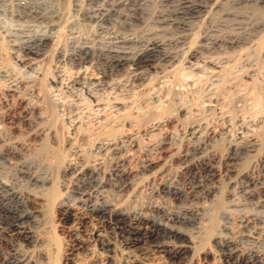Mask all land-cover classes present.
Instances as JSON below:
<instances>
[{"label":"bare ground","instance_id":"bare-ground-1","mask_svg":"<svg viewBox=\"0 0 264 264\" xmlns=\"http://www.w3.org/2000/svg\"><path fill=\"white\" fill-rule=\"evenodd\" d=\"M86 1L97 3L100 0ZM236 1L234 5L231 2V5L236 4L240 8L246 4H256L264 11V0ZM59 2L60 0H18L16 16L45 22L52 29L60 28L66 19ZM103 2L111 8L93 9L94 11L91 9L89 11V7L85 11L82 9L84 13L81 16L84 20L109 24L110 17L120 15L127 21H144L143 10L141 13L140 7L134 9L139 0ZM164 2L169 5V10L162 11L158 17L155 16L157 19L155 18L153 23L174 28V31L172 30L174 35L168 41L170 44L185 47L182 54L166 49L168 43L148 36L146 40L119 42L121 47L116 46L117 49L105 51L107 52L105 54H111V57L108 56L109 60L105 64L100 62L103 69L100 72L92 69L93 73L90 72L93 84L105 83L108 71L125 67L132 68V73L137 78L142 70H146L161 74V79H164L166 74L177 72L172 70L175 69L174 62H188L203 45L224 46L228 49L239 47L243 49L238 58L240 63L248 62L251 60L250 57H255L253 59H256L257 63H264V34L258 37L259 40H254L264 31V20L250 25L251 27H243L242 22L244 20L245 23L247 18L245 15L248 12L245 15L238 13L241 11H238L237 7H235L237 12L227 11L229 0H164ZM117 7L119 9L125 7L130 13L122 15L118 13ZM92 12H96L98 16L95 14V17L90 16ZM215 13L217 16L222 15L225 20L229 21L231 18L236 21L232 26V33L227 32L228 34L219 36L221 33L216 35L214 31L213 33L205 30L199 33L195 31L198 27L193 24V20L204 21L213 17ZM3 34L1 33V36ZM51 41V37L45 36L40 38V49L21 47L13 53L12 59L18 66L37 71L31 81L25 80L17 71L13 72L0 63V159L7 160L4 153L7 149L16 154L18 159L17 163L15 162L17 172L11 176L9 174L8 178L2 177L4 174L0 177V264H44L45 262L41 260L50 257V254L44 251L47 241L45 242V238L39 233H42L45 226L46 208L50 201L55 199L53 197L57 186L65 193L62 200L55 202V214L61 235L73 238L76 242L73 247L80 249L84 246L81 234H87L89 240L97 242L100 251L105 254V261L99 264H150L152 258L163 260L166 264H199L200 261L204 264H264V240L255 238V235H261L259 230H263L264 236V213L259 211L260 207H264V132L238 139L225 137L222 138V142L210 127L206 133L199 135L197 128L203 122L202 119L188 118L189 120L183 123L179 119L181 106H178L177 100L181 88L179 79L174 76H170V84L162 85L163 82H157L160 84V87L157 86L159 87L157 92L147 98L144 96L148 90L143 88L139 92L137 104L141 105V111L135 109L119 116L120 118L110 119L102 126L92 128L94 138L90 141L89 147L86 145L88 148L78 144L83 134L68 125L70 135L66 152L70 151L71 155L65 152L68 155V158H65L66 155L62 154L60 182L59 177L50 173L49 167L48 169L46 167L45 171L33 169L35 161L43 162L41 157L49 141L56 142L59 148L61 143L55 129V124L59 122L53 121L57 115L48 108L49 97L46 99L47 89L44 90L46 84L43 82L44 86H41L42 78L49 74L42 66L48 62L46 53ZM129 44L143 48L136 54H130L124 47ZM52 51L55 54V65L64 64L67 66L66 69H69V82L64 87L83 86L84 81L89 80L88 76L85 77L87 71L83 72L82 69H86L84 65L93 62L94 50L85 47L75 54H67L69 56L62 54L56 47ZM158 62L162 63V67L158 66ZM257 71L258 68L245 71L237 77L239 79L238 82L235 81L237 82L235 85L230 87L220 85L216 93L213 92L214 88H211L209 79H205L201 82L200 94L203 97L201 95L200 97L203 101L217 103L225 93L236 95L240 82L248 84L253 78L252 73ZM166 80L167 78L164 82ZM62 81V77L51 73L47 84L59 87L63 86ZM254 92H250L251 95ZM261 93L257 92L252 97H249L250 95L235 97L239 102L250 100L252 104L259 105L260 110L256 114L259 116L263 114L264 124V95ZM235 97L232 96L233 99ZM248 106L245 109L250 108ZM159 107L173 109L175 114L165 115L161 112L164 116L161 114L162 116L158 117L156 112ZM57 120L59 121L58 118ZM175 120L181 127L179 137L164 130L168 123ZM106 127L108 128L105 129ZM134 128L138 130H135L137 133L133 132ZM154 131L161 134L156 141H151L149 139L152 138ZM227 132L228 130L223 134L226 135ZM141 141L144 142L145 148L140 147ZM219 145H222V150H219ZM38 146L41 147L38 150L40 152L35 154L37 153L35 148ZM55 149H51L52 155H61L59 152L61 149L58 151V148ZM137 155H140L139 163L133 167ZM168 162L173 164V170L167 169ZM181 179L185 181L186 186L180 185ZM29 186L41 188L46 193L37 194ZM146 192L148 200L144 203L139 201L138 204L140 195ZM161 195L172 203V208L152 202L153 197ZM232 196L241 197L246 202L242 204L238 202L237 205L232 202ZM200 200L210 202L211 207L208 204L209 208L199 206ZM254 200L257 202H252ZM132 203L135 204L131 206ZM214 205L217 208L215 206L214 213H211ZM233 206L239 209L235 212L230 211L229 208ZM205 220L209 223L207 226L202 224ZM231 220L237 223L238 230L229 227ZM183 225L195 231L194 234ZM198 236L203 242L208 240L212 246L208 247L201 243L199 248L195 244L197 248L192 246L193 240ZM31 249L38 251L36 258L28 255ZM69 255L72 256V253ZM66 260L65 264H77L74 259Z\"/></svg>","mask_w":264,"mask_h":264},{"label":"rangeland","instance_id":"rangeland-1","mask_svg":"<svg viewBox=\"0 0 264 264\" xmlns=\"http://www.w3.org/2000/svg\"><path fill=\"white\" fill-rule=\"evenodd\" d=\"M15 1H17V2H15ZM62 1H63V3H62ZM103 1H105V0H100L97 3H88L86 0H60L59 7L62 10V12L64 13V19H66V20L64 22L65 24H62V26L60 28H56V29H52L45 22L41 23V21H36L34 19L18 18L16 16V13L18 11V9L16 8V4L18 3V0H13V2H12V0H8V1L7 0L6 1L1 0L0 1V48H1L0 49V55H2V56H0V57H2L0 59V63L2 62L6 68L13 70V72L17 71V73L20 74L19 76H22V78H24L27 81L33 80L36 76L35 72H37V71H30L29 69H23L22 67L18 66L14 62V60L12 59V55H13V53H15L17 48H21V47L22 48L35 49V50L40 49L41 46H40L39 41H40V38H42V37L49 36L52 39V41L50 43V48L48 47L47 53H46L48 62L46 65L42 66L43 70L46 69V71L49 74H47L45 78H42L43 81H41V82H42V84H43V82H44V84H46L44 87V90L47 89L45 91L46 99L49 97V100L47 99V103H50V104H48V108L51 109L52 112L55 113V115H57L53 119V121L55 120L54 123L59 122L58 124H55L56 125L55 129L58 132V139L61 141V143L62 142L63 143H62V145L60 143V148H59V147H57L58 145L56 142H54L53 140L49 141L50 143L48 144V147L46 146V149L44 150V154L45 153L46 154L45 155L42 154V157H41V160L43 162H41V161L39 162V160H38V162L35 161V165L33 168L34 170L39 169L41 171H45L46 167H47V169L49 167L50 173L53 176H55V177L57 176L60 178V174H61V170H60L61 168L60 167H61V165H63L62 154L64 153L63 155H66L65 158H68V155H71L70 151H67L68 153L66 152V150L68 149L67 142H68V135H70V130H69L70 125L72 128H75L76 131L80 132V134H83V136H82L83 139L81 138V141H79L78 144H80V146L83 145L82 146L83 148H88L91 145L90 141H92V139L94 138V136L92 135V132H91L92 128L102 126L106 122H108L110 119H113L116 117L120 118L123 114L128 113L130 111H134L135 109H136L135 111H141V108H142L141 105L137 104V102L139 100L138 99L139 98V96H138L139 92L142 91L143 88H145L148 91L144 97L145 98L149 97V95L156 93L157 89L160 87V84L157 82H163V83H161L162 85L170 84L169 83V82H171L170 76H174L177 80L179 79V83H180L179 88H181V89H179V90H181V91L179 92V95L181 94L182 96L178 95L179 100H177L178 103L181 104V105L178 104V106H181L179 119H180L181 123L186 122L189 119H193V120H196V118H197V120L202 119L203 122L200 124V126H199L200 128L199 127H198L199 129L197 128V131L200 133L199 135L206 133L210 127L211 130L215 131V133L218 136V139L221 140V142H222V140H223L222 138H225V137L228 139H238L239 137H244V136L248 137V136L255 135V134L259 135V133L264 132L263 131L264 130V124L262 123L263 114H260V116H259V114H256L260 110V108H259L260 106L255 105V103L252 104V101H250V100H249L250 102L247 100V102H249V104L251 103L250 105L246 101L239 102L236 98L239 95L240 96H244V95L249 96L250 95L249 97H252L255 93H257V92L261 93V91H262L261 94L264 95V63L263 62L257 63V60L253 59L255 57H250L251 60H249L248 62H245L244 64L240 63V61H238V58H239V54L241 53V50H243V49H241L239 47L228 49L227 47H224V46L212 47L210 45H203V47L198 48V53H196L194 55V57H192L188 62H186V63H179V61L178 62L176 61L177 63L174 62L173 68L175 67V69H172V70H174V71L177 70V72L173 73V71H172V73H168V75L166 74L164 79L163 78L161 79V77H160L161 74L157 75V73L149 72L146 70H142L139 77L137 78L132 73V68L125 67V68H118V69H115L112 71H108V76L105 80V83L93 84L92 83L93 81L91 80V78H93V76L90 75L91 74L90 72H92L93 70L100 72L101 69H103L102 64H105V62L109 60V57H111L110 56L111 54L107 55V54H105V53H107L105 51L106 50H113V48L117 49L116 46L121 47V44H119V42H122V41L131 42L134 40H136V41L137 40H146L149 37V38H157L158 40H162L163 41L162 43H168L166 46V49H168L172 52H178L179 54H182V51L185 48V47L178 46L175 44H170V42L168 41L169 39L171 40L173 35H174L173 34L174 28L172 26L159 25V24L153 23V20L155 18L157 19L158 15H161L162 11L167 12L169 10V5H167L164 2V0H160V1L159 0H139L138 4L140 6L137 4L134 7V9H139V7H140L141 13L143 10L142 16L145 18H148L149 21H148V19L146 20L145 18H144V21H141V22H133V21H129V20L127 21L126 19L122 18V16H120L119 14L118 15L120 17L119 16L110 17V23L109 24H98L95 21H93L94 22L93 23L92 21L90 22V21L84 20V18L82 17L83 13H84L83 10L84 11L88 10V7H89V11H91V10L94 11L96 9H101V8H104V9L111 8L109 5H107ZM229 2H228L229 4H227V6H226V10L229 9L227 11L237 12V10H238V11H241L238 13H242L243 15H245L248 12L245 15V16H247V18L245 19L246 24L244 23V20H243V22L241 21L243 27H247V26L251 27L254 24H257V22L260 23L262 20H264V11L260 7V5L258 6L256 4L255 5L254 4H248V5L246 4L245 5L246 7L240 6V8H239V6L237 7L236 4H235V6H232V5H234V3L237 2L236 0H229ZM231 2H232V5H231ZM12 3H13V5H12ZM6 5H8V6H6ZM9 5H10V7H13V8H10ZM64 7H65V10H64ZM235 7H237V10ZM121 8H123V9H121ZM79 9H81V10H79ZM116 9L118 10V13H122V15H126V14L130 13L128 11V9L125 7H120V9L117 7ZM125 12H127V13H125ZM81 14H82V16H81ZM94 14L96 17L98 16V14L96 12H92L90 14V16L95 17ZM219 15L220 14H218V16H217V14L215 13V14H213V17H211L210 19H204V21L202 19L193 20L192 21L193 24L198 27V29L195 31H197L198 33H199V31L203 32L204 30L206 32H211V33H213V31H214V34H216V35H219L221 33L219 36H224L228 33H232L233 32L232 26H234V24H236V21H234V19H231V18L229 19V21L225 20V18L222 15H220V18H219ZM152 16H154V17H152ZM155 16H157V17H155ZM151 17H152V19H151ZM246 20H249V21H247L248 23L246 22ZM207 21H209V22H207ZM155 31H156V34H155ZM1 33H4V34L1 36ZM263 34H264V31L259 33L258 36L254 40H259V38L261 36H263ZM2 37H4L5 39ZM57 38H58V40H57ZM163 38H164V40H163ZM166 40H167V42H165ZM14 43L18 44L19 46L15 45ZM54 44H57V45L54 46ZM53 46L56 47L57 50L60 51L62 54L65 53L64 55H66V56L75 54L78 50H80L81 48H85V47H88V48L95 51L93 62L91 61L89 64L84 65V67H86L87 70L85 68L82 69L83 72L87 71L85 77L86 78H87V76L89 77V80L87 79L84 81L85 83L83 84V86H79V85L72 86V85H70V86L64 87V85H67V83L69 82V77H68L69 76V71H68L69 69L68 68L66 69L67 66H65L64 64H60L57 66L55 65V54L52 51V49L54 48ZM206 46H208V47H206ZM124 47L127 48V51L130 52V54H136L143 48V47L139 48L138 46H135L132 44L126 45ZM67 54H69V55H67ZM96 59H98V60H96ZM100 62L101 63L103 62V63L101 64ZM161 64H160V62H158V66L160 65L162 67ZM181 65H182V67H181ZM39 67H41V66H39ZM256 68H258L259 71L252 73L253 78H251L252 79L251 81H248V84L244 83V82L243 83L240 82L237 94H236V92L234 93L236 95H232L233 93H231V94L229 93V95H227L228 93L227 94L225 93L223 96H221V100L217 103H215V102L210 103L206 100L205 101L202 100L203 96L200 94L201 93L200 86H201V82L203 80L209 79V81H210L209 83L211 84V88H214L213 92L216 93L217 92L216 90L219 88L220 85L222 87L233 86L238 82L237 80L239 78L237 79V77H240V75L242 73H244L247 70L248 71L254 70ZM51 73L55 74L57 77H62V80H63L62 85L63 86L51 87L50 85L47 84L49 75H51ZM166 78H167V80L164 82V80ZM159 79H161V80H159ZM235 81H237V82H235ZM164 83H166V84H164ZM44 84L41 86L43 87ZM181 85H182V87H181ZM187 85L189 86V88ZM227 85H229V86H227ZM157 86H159V87H157ZM196 86H197V88H196ZM198 88H199V90H198ZM253 90L257 91V92H254ZM188 91H191V92L189 93ZM250 92L251 93L254 92L253 95H251ZM196 94H198L199 96ZM191 95H193V96H191ZM195 95L197 97H195ZM200 95L202 97H200ZM232 96L233 97L236 96V97L233 99ZM179 97H183V98H179ZM184 97H185V100H184ZM198 97H199V99H196ZM186 98H187V100H186ZM230 98H231V100H230ZM236 100L238 101V103ZM234 102H236V104ZM229 103H230V106H229ZM246 103H247V106L249 105L248 107H250V108H247L250 112H247L248 110L245 109L247 107ZM256 104H258V103H256ZM233 105H235V106H233ZM237 105H239V107H237ZM164 108L165 107H159L157 109V112L159 115L157 114V112H156V115L158 117L162 116L164 113H165V115L175 114V112L172 111L173 109H170L168 107H166V109H164ZM238 108L241 109V110L240 109L238 110V112L241 111L240 114L237 112ZM181 109H184V110L181 111ZM243 109L245 110V112ZM165 110H169V111L171 110L174 113H172V112L170 113L169 111L166 112ZM232 111H233V113H232ZM199 114H201V115H199ZM236 115H238L239 117L241 116V117L239 118ZM57 118L59 119V121L57 120ZM204 118H205V120H204ZM209 123H211L210 126H207V124H209ZM18 124L19 123H17V125ZM107 128L108 127H106L105 129H107ZM164 128H165L164 130L171 133L172 135L175 133L173 136L179 137L178 134H179V130L181 127L179 126V123L177 124L176 120L172 121L171 123H168ZM135 130H137V129L134 128L133 132L137 133L138 130L137 131H135ZM227 130H228V132L226 133V135H224L223 132H226ZM176 133H177V135H176ZM152 134H153L152 138L149 140H151V141L155 140L156 141L157 138H159V135L161 134V132L154 131ZM90 135L92 136V138ZM89 137H90V139H89ZM174 138L177 139V137H174ZM143 144H144V142L142 143V141H141L140 147L145 148L144 147L145 145H143ZM61 146H62V148H61ZM49 147H50V150H49ZM40 148H41L40 146L35 148V151H37V153H35V154H39L40 151L38 152V150H40ZM55 148H58L57 151L59 149L62 150V151L59 150V152H61V155H59V156L58 155H52L53 150H51V149H55ZM63 149H64V151H63ZM219 150H222V145L221 146L219 145ZM4 153H5V158L8 161L5 159H3V160L0 159V165H1L0 166V177L2 174H4L2 177H5V176L7 177L9 174H10L9 176H11V174L14 175L18 170L17 167H15V166H17L16 163L18 161V159L16 158V154L14 155V153H12L9 149L5 150ZM47 153H48V155H47ZM34 156L35 155H31V157H34ZM139 158H140V155H137V160H135L134 161L135 163L132 164L133 167L138 165ZM41 163H42V165H41ZM47 164H49L50 166H48ZM166 165H167L168 170L174 169V168H172L173 164L171 162H168ZM3 167H5L6 169H4ZM11 167H12V169H11ZM4 170H5V172H4ZM7 170L9 171V173ZM59 178H58V180H59L58 182H60V180H62L61 178L60 179ZM181 180H183V179H181ZM181 180L179 181L180 185L186 186L185 181L184 180L181 181ZM29 187L31 188V190L32 189H33V191L35 190V193H37V194H45L46 193L41 188H36V187H32V186H29ZM148 192L140 195V198L138 199V204H139V201L141 203L142 202L144 203L148 200V198L146 199ZM64 194H65L64 190H62V188L57 186V190L54 193L55 196L53 197L55 199H52L49 203V206H47V208H46L45 226L42 229V233H39V235H41L45 238V242L47 241L46 247H45L46 249L44 251H46L50 254L51 259H50V257H48V258L44 259L43 261L41 260V262H43V263L45 262L44 264H65V263H67L66 259L71 258L72 260L74 259L73 261L77 264H99V263H103L105 261V258H106L105 254L102 253V251H100L99 245L97 242H93L92 240H89V237L87 236V234H83V233L81 234L80 238L83 240L82 243L84 244V246H82V248H80V249H78L77 247H75V248L73 247L74 244L76 243L73 238H71L67 235H61L60 227H59L60 225H58L57 217L55 214V211H56L55 202L58 203L60 200H62V198L64 197ZM147 197H149V196H147ZM240 198L241 197H238V196H232L231 200H232V202H234L237 205H238V202H239V204L246 202L242 198L241 199ZM152 202L154 204H157V205H163V206H167L170 208L173 207L172 203H170V201L165 199L163 197V195L153 197ZM252 202L256 203L257 200H254ZM209 203L210 202L207 203V202L200 200L198 202V205L202 206L204 208L208 207V205H209V207H211V203L210 204ZM133 204H135V203H132L131 206H133ZM215 206L216 205H214V207H213L214 209L212 208L211 213H214L213 210H215ZM216 208H217V206H216ZM238 209L239 208L234 207V206L229 208V210L230 211L233 210V212H235ZM259 211L264 213V207H260ZM202 224H203V226H205V225L207 226L209 223H207V220H205V222L203 221ZM237 226L238 225L234 220L230 221L229 227L234 228V230H238ZM183 227L187 228L186 225H183ZM187 229L189 230V232L194 234L195 231L190 230V228H187ZM43 230H44V233H43ZM259 233L261 235L257 234V235H255V238H259V240L261 239V241H263L264 240L263 230L262 231L259 230ZM81 239H80V241H81ZM92 242H93V244H92ZM207 242H208V240H204V242H203V240H201V237L199 238V236H198V238L193 240L192 246L195 244L199 248V246L201 244H204L208 247H211L212 246L211 243L210 242L207 243ZM205 243H207V244H205ZM31 250H30V252H28V255L32 256V258L33 257L36 258L35 255L38 254V251H36L35 249H31ZM70 253H72V256L69 255ZM68 255H69V257H68ZM149 263L150 264H166V262H164L163 260L154 259V258H152L149 261ZM199 264H204V263L200 261Z\"/></svg>","mask_w":264,"mask_h":264}]
</instances>
